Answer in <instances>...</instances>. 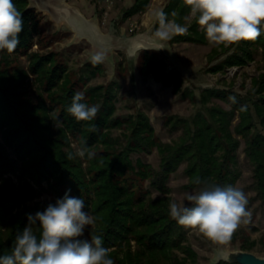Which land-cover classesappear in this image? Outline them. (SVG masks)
<instances>
[{"label": "trees", "instance_id": "16d2710c", "mask_svg": "<svg viewBox=\"0 0 264 264\" xmlns=\"http://www.w3.org/2000/svg\"><path fill=\"white\" fill-rule=\"evenodd\" d=\"M13 3L22 14L23 30L19 34L20 44L12 53L24 54L31 49L34 37L39 36L40 22L35 10L26 9V0ZM149 5L150 0H134L123 11L122 18L144 13ZM162 10L168 20L188 27L186 34L175 35L172 42L207 41L195 18L187 24L190 10L183 0H169ZM154 27H159L157 21ZM219 47L224 48L215 46L211 54L218 53ZM259 50L264 62V34L256 41L236 44L235 52L210 71L243 67L255 59ZM12 53L0 51V255L11 253L17 234L28 225V214L35 215L47 207L46 203L33 202L40 192L27 179L54 198H62L70 189L71 196L83 199L84 210L94 218L88 238L101 236L102 246L109 250L114 264H185L187 259H179L178 250L194 261L195 253L182 247L184 227L169 214L170 198L153 199L151 192L140 185L141 181L149 180L150 188L166 194V183L181 164L185 163V189L203 187L205 183L234 186L240 177L237 154L243 145L242 151L252 166L253 190L264 203V65L246 96L240 98L220 89L204 90L201 108L189 118L169 116L166 124L170 130L178 127L183 130L179 140L169 144L155 137L149 119L142 114L136 120L114 117L115 82L87 89L82 102L89 107L98 105L99 111L91 121H77L66 111L77 90L70 82L66 66L57 62L53 54L29 56V72L41 92L34 102L26 88V71L10 65ZM141 58L143 74L153 73L156 82L174 86L176 95L182 92L183 99L190 97L187 89H181L183 81L176 71L155 74L156 70L166 68L163 62L154 66L156 53L144 51ZM99 66L89 60L83 70L94 76ZM211 99H218L229 108L208 106ZM236 114L237 123L232 126ZM124 126L128 127L129 135L121 146L111 131ZM71 142L78 149L94 153L93 157L89 159L87 153L83 158L77 156ZM153 149L160 158L158 170L140 158H132L133 154ZM8 173L16 177L17 184L5 177ZM43 182L47 188L41 187ZM33 230L39 236V230L35 227ZM252 248V244H242L239 249L251 252Z\"/></svg>", "mask_w": 264, "mask_h": 264}, {"label": "rangeland", "instance_id": "374dc122", "mask_svg": "<svg viewBox=\"0 0 264 264\" xmlns=\"http://www.w3.org/2000/svg\"><path fill=\"white\" fill-rule=\"evenodd\" d=\"M168 1L150 0L146 12L123 19V11L131 7L134 0H69L70 5L77 6L88 19L98 25L101 34L106 39L104 44L94 38H77L75 37L76 33L71 32L64 24L56 26L48 15L36 11L40 22V34L34 37V43L27 53H12L10 55V65L26 71L28 75L26 88L34 102L39 99L41 92L35 82V77L29 72V56L31 54H53L57 62L66 66L70 82L77 92L85 94L89 87L107 86L115 82L117 87L115 88L116 111L114 117L136 120L137 115L142 114L149 119L155 137L160 142L174 144L182 136L183 130L178 127L171 131L170 126L166 124L169 116L189 118L201 108V95L204 90L220 89L234 93L240 98L246 96L253 89V80L258 79L263 72L264 62L263 55L259 50L255 59L245 66L226 67L220 72L213 73L210 68L233 54L236 44L224 46V48L219 47L218 53L211 54L212 48L216 45L210 44L207 39L204 44L172 42L174 35L170 40L160 41L154 35L156 31L154 13L163 9ZM193 20L194 18L189 14L187 24H191ZM161 45L163 48L160 49ZM144 51L156 53L154 66L160 62L166 66L162 71L156 70L155 74H167L170 70L179 74L183 81L181 89H187L190 92L189 98L183 99L182 92L180 95H176L172 85L167 86L164 83L156 82L153 73L143 74L140 68L141 56ZM98 53L102 55L103 59L98 62L100 64L99 72L93 76L83 69L85 64ZM42 97L46 99L44 95ZM212 104H217L224 109L229 108L226 103L218 99H211L208 106ZM46 105H50L48 100H46ZM236 123L237 114L232 126ZM111 135L117 139L121 146H124L126 137L129 135L128 127L112 130ZM71 148L76 153L79 150L75 142H71ZM242 148L243 145L238 150L236 165L240 177L234 187L241 189L247 196V209L251 213L250 220L247 224H242L233 234L230 242L224 246H218L195 231L184 227L182 247L190 248L196 256L192 261L182 251H176L179 259H187L185 264H214L219 250L224 252L240 250L242 244H252L251 252L264 257V203L255 195L252 166L246 160ZM6 149L9 156L14 159L11 151ZM132 158H140L153 170H158L160 158L155 149L149 153L133 154ZM184 168L185 163L170 175L166 183L168 190L166 194H161L150 188L149 180L141 181V188L149 190L153 199L167 196L170 198V202L186 204L188 202L185 200V194L198 191L201 187L192 190L184 188L187 183L183 172ZM5 177H10L16 184L18 183L16 177L9 173ZM26 181L37 192H40L33 202L46 203L47 206L56 202L57 198L41 191L40 187L29 179ZM41 187L47 188V183L43 182ZM92 227L93 224L85 228L83 239H89L87 232ZM131 247L134 250V242H131Z\"/></svg>", "mask_w": 264, "mask_h": 264}, {"label": "clouds", "instance_id": "9594fccd", "mask_svg": "<svg viewBox=\"0 0 264 264\" xmlns=\"http://www.w3.org/2000/svg\"><path fill=\"white\" fill-rule=\"evenodd\" d=\"M183 2L212 45L227 47L241 41H256L264 34V0ZM154 16L159 25L154 35L160 41L188 32L187 26L168 20L162 9ZM22 30V14L13 0H0V51H15ZM102 59L99 53L92 57L93 63ZM84 99L82 92H76L66 109L77 121H91L99 111L98 105L89 107L82 102ZM229 99L235 102L234 97ZM86 153L89 159L94 155L86 148L79 149L76 155L83 158ZM69 158L73 157L70 155ZM196 183L201 181L197 179ZM70 192L69 189L54 204H48L44 211L28 214V225L17 234L11 253L0 255V264H114L109 250L102 246L101 236L82 238L94 218L84 210L83 199L71 196ZM185 200L188 203L170 202L171 218L218 246L227 245L233 234L251 217L247 196L232 185L205 183L198 191L186 193ZM34 227L39 230V236ZM230 258L231 254L222 250L216 255L217 264L221 260L230 264Z\"/></svg>", "mask_w": 264, "mask_h": 264}, {"label": "water", "instance_id": "95a60500", "mask_svg": "<svg viewBox=\"0 0 264 264\" xmlns=\"http://www.w3.org/2000/svg\"><path fill=\"white\" fill-rule=\"evenodd\" d=\"M26 1L28 3L27 10H35L43 15H48L56 26L64 24L71 32L75 31L77 35L75 37L77 38H94V33L96 31L100 32L98 25L91 19H88L77 6L70 5L68 3L69 0ZM80 33L83 36L80 37ZM227 253L231 254L230 264H264V257L257 256L252 252L235 250L227 251ZM216 263L217 261L214 262V264Z\"/></svg>", "mask_w": 264, "mask_h": 264}, {"label": "bare ground", "instance_id": "6f19581e", "mask_svg": "<svg viewBox=\"0 0 264 264\" xmlns=\"http://www.w3.org/2000/svg\"><path fill=\"white\" fill-rule=\"evenodd\" d=\"M74 33H76L75 31H74ZM80 36H83V34H81L80 33ZM94 40H97V41H99L101 44H104L105 43V36L104 35H102L101 33H99V31H96L95 33H94ZM98 43V42H97ZM108 43V42H107Z\"/></svg>", "mask_w": 264, "mask_h": 264}, {"label": "built area", "instance_id": "2783aa9c", "mask_svg": "<svg viewBox=\"0 0 264 264\" xmlns=\"http://www.w3.org/2000/svg\"><path fill=\"white\" fill-rule=\"evenodd\" d=\"M234 68H237V66H234Z\"/></svg>", "mask_w": 264, "mask_h": 264}, {"label": "crops", "instance_id": "0c3cea01", "mask_svg": "<svg viewBox=\"0 0 264 264\" xmlns=\"http://www.w3.org/2000/svg\"><path fill=\"white\" fill-rule=\"evenodd\" d=\"M156 23V22H155Z\"/></svg>", "mask_w": 264, "mask_h": 264}]
</instances>
